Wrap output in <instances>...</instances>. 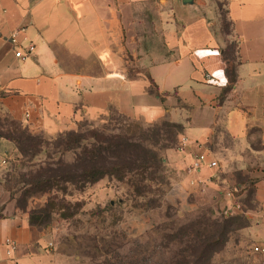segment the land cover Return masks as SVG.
<instances>
[{"label": "crops", "instance_id": "1", "mask_svg": "<svg viewBox=\"0 0 264 264\" xmlns=\"http://www.w3.org/2000/svg\"><path fill=\"white\" fill-rule=\"evenodd\" d=\"M221 6L241 59L223 100L222 53L232 38L218 32ZM19 28L21 45L36 48L21 60L0 40V116L49 139L111 113L183 124L185 147L169 149L166 160L172 185L164 201L174 208L194 209L192 194L216 187L229 165L264 163V0H0V36ZM129 54L141 68L134 76ZM8 143L0 146L14 149ZM206 151L220 168L189 173ZM253 176L256 206L243 232L264 247V167ZM110 190L107 179L93 186L96 194ZM12 200L0 180V264H71ZM7 240L16 242L15 251Z\"/></svg>", "mask_w": 264, "mask_h": 264}, {"label": "trees", "instance_id": "2", "mask_svg": "<svg viewBox=\"0 0 264 264\" xmlns=\"http://www.w3.org/2000/svg\"><path fill=\"white\" fill-rule=\"evenodd\" d=\"M225 18L221 33L232 39L222 53L228 85L221 94V100L234 89L241 64L240 40L233 36L227 14ZM115 115L123 116L111 113L102 117L100 120L104 123L97 127L90 120H84L76 129L60 132L51 139L32 131L28 125L8 119L11 129L7 133L0 132V138L15 145L18 160L27 169L7 180L5 189L12 199H15L13 191H18L26 206L33 197L49 196L38 216H35L36 211L30 214L31 225L45 230L43 225L52 219L56 209L71 210L72 203L67 201L68 197H74L104 179L109 184L113 181L127 184L140 197L153 192L156 197L149 201L151 208L161 202L172 185L171 182L168 189H164L165 177L162 174L169 172V179H172V172L166 169L167 161L160 151L173 148L176 143L171 136L174 133L178 138L185 126L169 122L166 118L147 123L126 116H123L125 123L113 124ZM74 206L81 208L79 202ZM21 212L26 213V210L21 208ZM242 220L232 216L212 219L206 214L190 220L168 237L169 242L183 247L165 264H218L216 258L228 246L230 235L250 225V222H244L248 221L247 218ZM255 257L260 264L259 258Z\"/></svg>", "mask_w": 264, "mask_h": 264}, {"label": "rangeland", "instance_id": "3", "mask_svg": "<svg viewBox=\"0 0 264 264\" xmlns=\"http://www.w3.org/2000/svg\"><path fill=\"white\" fill-rule=\"evenodd\" d=\"M221 17L218 32H221L223 19L226 20L223 6ZM127 61L129 74L134 76L141 71L134 55L129 54ZM113 117V124L124 120L123 116ZM167 121L172 122L169 119ZM89 122H93L96 127L104 123L100 118L90 119ZM10 129L9 120L0 116V132L7 133ZM181 135L176 138L173 133L171 138L176 144L170 149L179 147ZM1 140L6 139L0 138ZM8 145H12L14 149L0 146V180L4 188L7 180L27 169L18 160L19 153L15 145L12 142ZM254 146L260 148V143H254ZM168 150L163 149L160 155L169 161ZM257 162L241 167L231 164L222 175L217 171L219 178L213 181L216 187L207 185L189 198L196 206L194 209L165 205V196L156 207L151 208L149 201L156 197L153 192L140 197L127 184L113 181L109 184L113 190L108 192L96 194L92 185L84 192L68 197L67 201L72 203L71 210L56 209L52 219L43 227L52 236L57 250L69 256L71 264H165L183 247L169 242L168 237L190 220L204 214L212 219L222 220L229 216L240 217L242 222V219H248V212L256 206L254 190L257 178L253 174L264 167V163ZM166 169L169 170L168 165ZM162 175L165 177L163 187L166 190L172 179H169V172H163ZM218 186L222 187L217 188ZM13 192L15 210L21 211L23 208L29 216L33 211L38 216L39 210L45 208L48 202L49 196L39 195L29 199L26 206L18 191ZM78 202L81 204L80 209L74 206ZM244 222L249 224V219ZM137 224L144 225L141 232L137 231ZM243 230H235L230 235L228 246L216 258L218 264H259L253 253V241Z\"/></svg>", "mask_w": 264, "mask_h": 264}, {"label": "built area", "instance_id": "4", "mask_svg": "<svg viewBox=\"0 0 264 264\" xmlns=\"http://www.w3.org/2000/svg\"><path fill=\"white\" fill-rule=\"evenodd\" d=\"M25 29L19 28L13 30L8 36L1 37L0 40H3L9 43L13 49L15 50V55L17 58L21 60L28 59L35 51V45L33 43L28 44L27 46L23 47L21 45V37L24 35ZM187 139H183L180 142L179 149L183 150ZM203 168L214 169L218 170L220 168V163L211 156V153L206 151L199 153L194 160L193 165L188 170L189 173L197 172L202 170ZM7 246L9 247L10 251H15L17 249V244L13 240H7ZM253 253L259 258L260 264H264V247L262 245H254Z\"/></svg>", "mask_w": 264, "mask_h": 264}, {"label": "water", "instance_id": "5", "mask_svg": "<svg viewBox=\"0 0 264 264\" xmlns=\"http://www.w3.org/2000/svg\"><path fill=\"white\" fill-rule=\"evenodd\" d=\"M113 203V202H112Z\"/></svg>", "mask_w": 264, "mask_h": 264}]
</instances>
